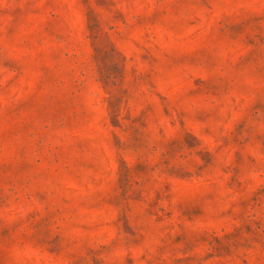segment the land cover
Instances as JSON below:
<instances>
[{
  "label": "rangeland",
  "instance_id": "rangeland-1",
  "mask_svg": "<svg viewBox=\"0 0 264 264\" xmlns=\"http://www.w3.org/2000/svg\"><path fill=\"white\" fill-rule=\"evenodd\" d=\"M0 264H264V0H0Z\"/></svg>",
  "mask_w": 264,
  "mask_h": 264
}]
</instances>
